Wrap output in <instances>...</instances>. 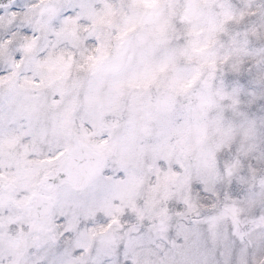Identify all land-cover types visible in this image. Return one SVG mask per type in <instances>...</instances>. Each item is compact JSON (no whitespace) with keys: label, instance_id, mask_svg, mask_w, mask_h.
Returning <instances> with one entry per match:
<instances>
[{"label":"snow or ice","instance_id":"1","mask_svg":"<svg viewBox=\"0 0 264 264\" xmlns=\"http://www.w3.org/2000/svg\"><path fill=\"white\" fill-rule=\"evenodd\" d=\"M0 264H264V0H0Z\"/></svg>","mask_w":264,"mask_h":264}]
</instances>
